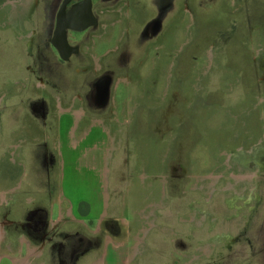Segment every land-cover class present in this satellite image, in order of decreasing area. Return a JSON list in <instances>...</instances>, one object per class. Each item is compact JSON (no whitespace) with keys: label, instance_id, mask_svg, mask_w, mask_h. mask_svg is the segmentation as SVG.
Instances as JSON below:
<instances>
[{"label":"rangeland","instance_id":"obj_1","mask_svg":"<svg viewBox=\"0 0 264 264\" xmlns=\"http://www.w3.org/2000/svg\"><path fill=\"white\" fill-rule=\"evenodd\" d=\"M49 1L0 3V122L1 129L20 143L15 156L18 174L12 183L17 186L3 198L0 228L7 218H25L38 204L29 184L42 171L52 177L54 190L42 194L43 204L55 198L70 211L71 199L95 195L100 203L105 201L103 230L129 237V250L114 258V264H264V140L234 144L217 161L209 159L208 148L201 146L195 154H186L191 171L182 175L177 161L183 142L191 149L188 142L195 136V122H207L218 107L244 123L246 128L239 133L248 129L254 138L256 132L264 138V0H199L204 11L215 5L225 11L217 14L214 24L224 38L216 37L220 41L215 42L209 35L215 17L208 12L203 16L188 2L196 22L191 17L189 26L186 18L185 47L170 48L167 64H146L148 50L138 36L126 48L133 57L126 62L118 58L121 68H127L146 51L141 66L127 68L136 78L116 80L110 92L117 107L101 113L86 111L83 100L76 101L73 113L64 105L55 106L59 97L67 96L68 101L86 96L88 88L69 69H58L50 58L45 63L38 58L45 23L52 16ZM139 5L134 0L137 10ZM175 5L176 0H170L167 13ZM142 13V19L152 14L143 8ZM173 15L164 17L163 25L175 20ZM123 25L131 31L127 21ZM194 40L201 42L188 48ZM33 70L40 74L32 77ZM109 74L117 77V70ZM119 83L125 87L121 91ZM41 100L49 109L38 119L29 106ZM253 107L260 115L257 130L256 123L250 125L256 121L249 114ZM17 113L24 114L17 117ZM220 117L221 112L215 111L211 121ZM203 130L206 135L207 129ZM216 134L213 142L219 143ZM160 152L168 155L163 161ZM145 184L147 189L141 187ZM140 191H145V201ZM22 205L29 208L18 209ZM112 258L110 252L107 264Z\"/></svg>","mask_w":264,"mask_h":264},{"label":"crops","instance_id":"obj_2","mask_svg":"<svg viewBox=\"0 0 264 264\" xmlns=\"http://www.w3.org/2000/svg\"><path fill=\"white\" fill-rule=\"evenodd\" d=\"M7 3L11 2H17V1H24V0H6ZM2 1V3L6 2ZM27 1V0H26ZM140 2L139 5V18H136V16H126V21L131 29L129 30V34L127 36L126 42L127 45H133L137 42L138 36H140V31L142 29V26L145 25L148 20H150L152 17L156 15V8L150 3V0H137ZM154 1V0H151ZM231 1V0H230ZM188 2L193 3L195 6L198 7L200 10V14L204 16L205 12H208L209 16L215 17V20H211L213 22V25L217 21V14L218 13H225V11L221 10V7L213 6L212 9L208 10H202V8L199 6V0H176V5L172 9V11L169 13L174 14L171 22H165L164 28L161 29L162 26H160V35L158 38L149 40V41H142V46L148 50V56L145 57V63L147 64H156V62H161L162 64H167L168 62V54L170 51V48H177V49H183L185 47L186 41H185V21L186 18H189V23L191 26V17L193 18V23L196 22V16L193 14L191 7L189 6ZM217 2V1H216ZM5 3V4H7ZM185 6L188 7L185 8ZM142 8L144 10H150L152 12L150 17H147L145 19H142V16H144V13H142ZM215 15V16H214ZM117 18V15L115 13H108L102 17V23H108L109 27L106 28L107 33V39L101 40L100 42V48L103 50V52L106 54L108 50L113 48L115 44L117 43V34L121 33L125 29L124 23H117L115 24V20ZM237 16L233 18V23L237 20ZM140 22V23H139ZM232 25V24H231ZM188 27V26H187ZM109 29V30H108ZM108 30V31H107ZM201 26L200 30L197 32V37L199 34H201ZM223 32L214 26L213 30L209 31V35H214L213 42L220 41L219 38H224L222 36ZM130 36V37H129ZM159 38H163L160 42H158ZM200 36L198 37L199 40ZM225 39L228 40L227 36H225ZM198 40L192 41V44H189L188 48L191 47L195 43H200ZM246 48L249 49L250 45L247 43L245 44ZM146 54V51L144 52ZM143 53V55H144ZM184 54V53H183ZM138 56L136 55V58L133 59L129 66L131 68L141 66V59L144 58V56ZM199 59V57H198ZM103 66L107 69H115L117 70V77L116 80H132L135 79L136 76L134 73L128 71L127 68H121V65L118 64L117 55L116 54H109L105 56V60L103 63ZM120 66V67H119ZM120 80V81H121ZM119 82V81H118ZM120 83L116 86L118 91H121L124 89V85L119 86ZM132 86L134 87L135 84L133 83ZM133 91H136L134 88ZM153 96H156V94L153 93ZM161 96L163 94L161 93ZM226 98L227 95H224ZM227 99V98H226ZM135 108V107H134ZM122 110L120 107L117 109V112H121ZM215 111L221 112V117L218 121L213 123L211 121L213 114ZM151 112V111H147ZM242 112V110L240 111ZM252 113V114H251ZM250 115H253L256 117V121H253L250 125L254 126L256 123V130L258 129V124L260 122L259 120V112L256 108L251 109ZM24 113H17V117L22 115ZM228 109H222L221 107H218L215 109L209 116L208 121H199L195 122V136L191 139L188 144H192L191 149L186 145V142H183L181 144V151L178 155L179 158H183L185 164L188 165V159H186V154L190 151L195 154V152L200 149V147H206L208 148V155L209 159H213L215 161L220 160L222 154H226L227 150L231 149V147L235 144H245L248 142H252L254 144H262L264 138L262 136V132H256V138L253 137V135H249L248 129L245 130L244 133H239L238 129H245V125L242 121L238 122L237 117H233L230 115ZM241 114V113H240ZM63 123V121H61ZM216 125V126H215ZM2 124L0 122V208L3 204V198H6L8 193H11L12 190L15 188V184L12 185L14 179L16 177V174H14L15 166L11 164V162H7L8 160H5L3 164V157L5 153L8 151V147L12 144H15L12 142V139L9 137V134L7 132H4L2 129ZM216 128V130H215ZM222 128V129H221ZM203 129H207V134L205 135V132ZM218 129H221V132H218ZM217 131V134H216ZM214 134H216V138L219 139L221 142L216 143L213 142ZM261 134V135H260ZM250 139H255L251 140ZM185 140V139H184ZM197 140L199 141L197 144ZM208 142L207 144L204 142ZM218 145V148H217ZM221 145H224L221 147ZM155 146L154 144L151 145ZM150 147V148H151ZM166 150V148H165ZM159 161H163V158L168 157L166 153L160 152L159 153ZM195 157V156H194ZM217 157V158H216ZM181 159L177 161H180ZM211 159V160H212ZM144 160V158H143ZM165 165V164H164ZM179 165V162H178ZM145 163L142 169L145 168ZM42 176L39 174H35L33 179L31 180L29 184V189L35 191L37 193V196L39 198L38 201V207L40 208H46L48 211V216L44 218L42 224H35L33 220L30 219H22L20 217L17 218H7L6 221L3 222V226L0 228V264H57L58 259L57 255L55 254V250L53 248V244L65 240L66 238H69L68 242L70 245V249L73 250L72 243L73 240L77 236H84L85 242L88 244L87 248L84 250V246L80 247L75 252H78L76 255L75 264H107L108 257L110 256V252L113 255L112 258V264H114L115 259L121 254L127 252L130 248L129 246V237L123 238L118 237V234L111 233L109 230H103V222L107 217V213L104 214V207H105V201L102 200V203L100 201L95 199L91 196L90 198H83L80 199H71L74 201L73 206H71V209L65 207L63 204L64 202H57L53 201L49 204H43L42 200V194L44 193H50V185H51V176L48 172H42ZM180 176V175H179ZM17 183V181H16ZM45 185L48 188L42 189V186ZM65 185V184H64ZM63 185V186H64ZM82 187L83 185H78ZM141 187H144L147 189V185H142ZM61 193H65V188L62 187ZM4 195V196H3ZM140 199L144 201L147 199L145 195V191H140ZM82 202H86L89 206L90 212H88L86 215H81L78 212L79 206ZM26 205V203H25ZM37 205L34 207H30L29 210H32L37 208ZM47 205V206H44ZM146 207V206H145ZM21 208H29V206L26 207H20ZM86 209V208H85ZM28 210V211H29ZM76 211L80 216H77ZM15 214H17L15 212ZM6 222V223H5ZM2 223L0 222V225ZM6 239L8 241V248L2 247L1 243L2 241ZM14 240H18V247L15 250L12 249L14 252L10 251L12 248V242ZM123 242V243H122ZM38 256V257H36ZM35 257V258H34ZM115 258V259H114ZM36 259V261H35ZM35 262V263H34Z\"/></svg>","mask_w":264,"mask_h":264},{"label":"flooded vegetation","instance_id":"obj_3","mask_svg":"<svg viewBox=\"0 0 264 264\" xmlns=\"http://www.w3.org/2000/svg\"><path fill=\"white\" fill-rule=\"evenodd\" d=\"M2 1L6 0H0L1 4ZM232 1L237 2V0ZM169 2L170 0H150V2H148L156 8V15L143 25L144 29L141 31L139 36L142 41L146 42L159 37L162 32L161 29L164 28V17L169 15V13H167ZM49 7L52 16L49 23H45L44 33H46V38L44 35V40L39 45L38 58L41 59V61L44 59L42 63L48 62L47 58H50V60H52L55 64L59 65L56 66L58 69H69L72 71L71 75L75 76V80L77 81L78 79H82V81L87 82L86 85L88 88L85 92L86 96L82 98L81 96L76 95L75 100H73L72 96L67 101V96H65V98L59 97L60 101L59 104L55 105L56 108H61L64 105L66 106V110L68 112L73 113L78 107L76 101L79 102L83 100L85 101L84 108L87 109L86 111L101 113L110 110L111 112H114L115 110L113 108L117 106L113 105L111 102L112 93L110 92V88L114 86L116 77L114 74H109V71H112V69L109 70L103 66L105 56L109 54H116L117 60L122 57L123 61L126 62V59H131V57H133L134 52L126 49L127 44H125L124 39L129 34V30L127 29L122 31L117 46L108 50L106 54L102 52L100 42L107 35L106 28L109 27V24L105 25L102 23V17L107 13H115L117 15L115 24L125 22L127 19L125 18V15H128L129 17L136 16V18H139V10H137L134 6V0H50ZM234 8L238 9L237 4ZM159 23L160 26L162 23V27L160 29L161 32L160 30H156ZM62 29L65 36L62 34ZM35 31L36 30H33V32ZM63 37L65 38V43H63ZM161 40H163V38H159L158 42ZM123 56H126V58L124 59ZM118 64L120 63L118 62ZM39 74L40 72L33 70L32 77H37ZM21 97L23 100L26 95L23 93L21 94ZM46 108L48 107L44 104V100H41L34 103L32 107L30 105L29 112L32 115L36 114L39 119L46 114ZM81 123L82 122H79L77 124L78 127L81 126ZM11 139L15 144L8 147V151L3 157V164L5 160H8L7 162H11V164L15 166L14 174H18L17 158L15 156L18 153L17 147L20 143L16 138ZM258 154L259 152L255 154V157ZM178 170L180 171V175L191 171L190 168H187V164H185L183 158L179 162ZM53 191V189H50V193ZM54 200L55 198L53 201ZM83 203L86 202H82L80 204L78 212L81 215H86L90 212V209L87 203L83 208ZM233 215L236 216L237 214L232 213V217H234ZM47 216V209L37 206L35 209L32 208L30 212L27 211L24 217L26 219L33 220L37 225L42 224L44 218ZM68 240L69 238H66L65 240H61L53 244V248L58 259L57 264H75L76 255L81 250L78 252L75 251L83 246L85 250L88 246L85 242L84 236H77L73 240V250H71L69 248L70 245ZM18 243V240H14L11 243L12 248L10 251L14 252L12 249L14 248L16 250ZM1 246L8 248V241L4 239Z\"/></svg>","mask_w":264,"mask_h":264},{"label":"water","instance_id":"obj_4","mask_svg":"<svg viewBox=\"0 0 264 264\" xmlns=\"http://www.w3.org/2000/svg\"><path fill=\"white\" fill-rule=\"evenodd\" d=\"M62 31H63V29H62ZM62 34H63V36H65V33H64V31L62 32ZM64 38V37H63ZM63 43H65V38H64V41H63Z\"/></svg>","mask_w":264,"mask_h":264}]
</instances>
